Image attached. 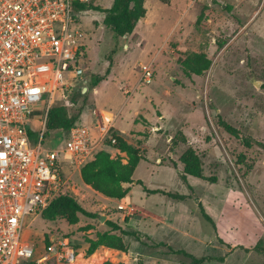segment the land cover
<instances>
[{
  "label": "rangeland",
  "instance_id": "1",
  "mask_svg": "<svg viewBox=\"0 0 264 264\" xmlns=\"http://www.w3.org/2000/svg\"><path fill=\"white\" fill-rule=\"evenodd\" d=\"M112 1L84 3L105 10ZM145 9L133 34L118 41L103 26L101 12L76 14L85 35L88 92L62 105L72 115L79 109L82 115L96 111V117L113 113L114 132L139 148L143 160L121 201L85 186L78 170L64 164L60 196L73 197L85 215H78L76 225L62 216L54 222L40 215L31 220L27 235L36 257L68 237L77 249L73 264H193L160 243L196 259H215L203 264H264V0H147ZM192 53L206 54L212 64L204 74L187 77L181 61ZM110 58L109 76L92 87L94 78L105 76ZM143 66L155 72L150 86L140 82ZM219 119L236 128L239 139L227 134ZM65 139L66 133L52 132L45 146H60ZM189 147L204 179L181 178L180 157ZM100 148L124 156L107 141ZM106 221L137 232L141 242L124 237L126 253L97 249L87 256L85 238L108 231Z\"/></svg>",
  "mask_w": 264,
  "mask_h": 264
},
{
  "label": "built area",
  "instance_id": "2",
  "mask_svg": "<svg viewBox=\"0 0 264 264\" xmlns=\"http://www.w3.org/2000/svg\"><path fill=\"white\" fill-rule=\"evenodd\" d=\"M86 0H0V264H73L68 237L37 251L27 235L31 220L61 194L63 165L76 169L93 152L89 127L66 133L62 145L44 139L49 111L85 84V35L76 3ZM155 72L143 66L140 82ZM115 115L102 111L94 128L115 144Z\"/></svg>",
  "mask_w": 264,
  "mask_h": 264
},
{
  "label": "trees",
  "instance_id": "3",
  "mask_svg": "<svg viewBox=\"0 0 264 264\" xmlns=\"http://www.w3.org/2000/svg\"><path fill=\"white\" fill-rule=\"evenodd\" d=\"M160 2L165 4L168 3L169 0H160ZM91 9L101 12L104 15L102 24L112 32L116 41L132 35L137 24L146 14L145 0H113L111 7L105 10L88 6L85 3L75 4L76 12ZM111 60L112 58L109 59V66L105 72V76L101 79L94 78L91 82L92 87H96L109 76L112 68ZM211 64V60L204 53L189 54L181 61L182 71L187 77L204 74L210 69ZM76 94L83 95L81 91ZM71 104L73 105L74 102ZM66 108V106L61 104L54 106L49 111L44 139H47L52 132H61L65 134L71 128L80 125V116H82L83 110L79 109L76 115H72ZM219 125L227 134L239 139L240 132L236 128L221 119H219ZM113 138L115 139V144L112 145L111 142L107 141L108 146L124 154L125 157L119 155L112 157L111 154L105 150L99 151L94 155L91 161L85 163L80 168V176L84 185L90 187L93 191L105 198L121 201L128 196L130 192L129 185L134 182L133 174L143 158L139 148L129 145L116 133L113 134ZM246 147H251V145L246 143ZM180 163L183 166V173L181 176L183 181H185L187 177L204 179L201 162L192 148H187L181 155ZM138 184L142 185L140 181H138ZM144 192L151 195L161 194L169 196L179 201L184 199L183 196L171 195L160 190L150 191L144 189ZM79 214L85 215L83 208L73 197L64 195L55 198L49 206L42 211L40 216L41 219L46 222H54L62 216L69 225H76L79 222ZM202 215L204 219L211 221L203 210ZM125 220H127V218H125ZM105 225L109 228L108 231L97 232L95 239L85 238V242L89 245L86 251L87 256L93 255L100 247L126 253L128 246L124 242V237H133L138 242H141V237L137 232H127L111 221H106ZM89 229L90 228L86 227L83 231L86 232L89 231ZM158 245L167 247L169 251L175 255H183L190 258L193 264H203L205 261L215 260L214 258L196 259L183 250H172L169 246L162 243ZM255 250L257 251L259 248L255 247ZM222 259L223 258H218V261H222ZM104 264L112 263L105 262Z\"/></svg>",
  "mask_w": 264,
  "mask_h": 264
},
{
  "label": "crops",
  "instance_id": "4",
  "mask_svg": "<svg viewBox=\"0 0 264 264\" xmlns=\"http://www.w3.org/2000/svg\"><path fill=\"white\" fill-rule=\"evenodd\" d=\"M147 0H145V2H146ZM84 79H85V76H84ZM85 85V84H84ZM83 85V87H82V89H81V93L84 95V94H86L87 92H88V88L87 87H85ZM84 88H86V91L83 93V90H84ZM97 91V90H96ZM109 112V111H108ZM96 114H97V112L96 111H94L93 113H85L84 115H82L81 116V118H80V124L81 125H84V126H87V127H89V129H90V132H91V135H92V139H93V152H92V156L89 158V160H88V162L89 161H91L92 159H93V157H94V155L97 153V152H99V151H102V150H105V151H107V152H109V153H111L110 152V150H108V149H101L100 147H102L103 146V143L102 142H100V139H99V135H98V133H97V131L95 130V128H94V124H95V118H96ZM48 118V117H47ZM84 118H85V120H84ZM88 118V119H87ZM87 119V120H86ZM83 121H84V123H83ZM116 128H115V123H114V130H115ZM118 130V132L120 133V134H124L125 132H123V131H120L119 129H117ZM49 138V137H48ZM47 138V139H48ZM52 148H54V147H52ZM122 154V153H121ZM122 157H125V155L124 156H122ZM140 164V163H139ZM83 166V164L82 165H80L79 167H77L76 169L78 170V174H79V179H80V181H82V179H81V176H80V168ZM139 166V165H138ZM137 169V168H136ZM136 171V170H135ZM188 178V177H187ZM133 179H134V174H133ZM84 184V183H83ZM86 186V185H85ZM88 187V186H87ZM90 188V187H89ZM91 189V188H90ZM99 194V193H98ZM126 198H124L123 200H125ZM109 200H113V201H119V200H114V199H109ZM99 249H102V250H105V249H107V248H105V247H100ZM112 250V249H111ZM106 251H108V250H106ZM119 252V251H118Z\"/></svg>",
  "mask_w": 264,
  "mask_h": 264
},
{
  "label": "water",
  "instance_id": "5",
  "mask_svg": "<svg viewBox=\"0 0 264 264\" xmlns=\"http://www.w3.org/2000/svg\"><path fill=\"white\" fill-rule=\"evenodd\" d=\"M86 91V88H84L83 93ZM101 222H104V219L101 218Z\"/></svg>",
  "mask_w": 264,
  "mask_h": 264
}]
</instances>
